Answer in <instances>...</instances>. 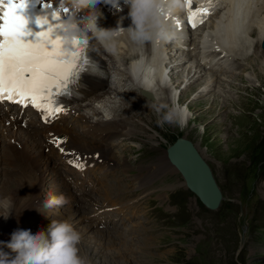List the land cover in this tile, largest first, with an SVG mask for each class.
I'll return each mask as SVG.
<instances>
[{
    "label": "rangeland",
    "instance_id": "rangeland-1",
    "mask_svg": "<svg viewBox=\"0 0 264 264\" xmlns=\"http://www.w3.org/2000/svg\"><path fill=\"white\" fill-rule=\"evenodd\" d=\"M260 61L246 63L248 72L239 77L241 83L236 81L238 86L225 88L221 95L209 93L199 98L185 90L182 104L178 103L184 109L182 123L175 128L158 125L160 114L154 107L140 109L156 122V130L149 135L159 142L153 146L145 137H128L133 153L141 154L138 164L157 163L167 147L185 138L206 159L223 194L220 208L210 211L190 195L178 177L158 174L153 182L154 198L150 199L155 201L135 204L133 215L143 217L149 206L170 203L171 207L151 209L157 213L158 225H164L152 243L170 245L136 254L142 264H264V64ZM134 127L141 125L134 122ZM135 158L132 155V164H136ZM5 177L2 184L10 181ZM23 198L21 195L19 201ZM14 204L12 210H19L21 203ZM108 257L106 263L103 259L94 263L111 264Z\"/></svg>",
    "mask_w": 264,
    "mask_h": 264
},
{
    "label": "bare ground",
    "instance_id": "bare-ground-1",
    "mask_svg": "<svg viewBox=\"0 0 264 264\" xmlns=\"http://www.w3.org/2000/svg\"><path fill=\"white\" fill-rule=\"evenodd\" d=\"M51 1L54 11L66 7L69 9L67 13L68 17L75 16L81 22L87 19L89 15H96V13L101 10L104 19L101 23L97 21L98 29L116 28L117 21L120 19L123 21L122 27L127 28L128 25H131V19L128 17L129 5L124 3L125 0H119V4L116 6L105 3V0H101L98 5L100 9L97 8L95 13L90 9H88L89 13H82L80 8L86 6H81L73 10L68 4L62 6V0ZM195 1L199 6L196 10H200L197 12L196 17L198 21L195 29H193V31H188V29H186L184 15L181 13L183 8L182 1L175 11L163 17L173 35L167 40H157L154 37L153 47L150 45V40L143 43L134 42L130 39L126 30H121L119 32V35H121L119 38L114 37L113 33L109 31L97 32L98 37L109 48L113 45L116 48L117 42L120 40L118 48L124 51V53H120L121 57L118 58V60L104 53L105 56H107L105 59L108 62L106 69L111 74L113 79L112 82L115 87L124 91L125 89L131 90L134 86H143L147 90L155 92L154 94L158 99L156 106L161 103L171 105L178 98L177 103L182 104L185 97L181 95L184 94L183 92L187 89L191 92V95H195L199 98L209 93L221 95L224 93L223 90L229 87V85L235 86L234 83L238 81L237 76H240V72L244 71V74L248 72H245L246 63L260 58L264 64V51L260 48L264 36V0H245L244 8L240 7L242 5L240 3H238V7H235L233 4L234 0ZM203 9H207L208 14H204L202 11ZM240 13L242 14L240 15ZM62 16L63 21L68 19L66 15ZM178 29L180 30L178 31ZM190 35L193 36V41L191 38L190 41L197 45L199 42L198 47L196 46V52H194L195 49L190 48V45L192 46V44H190L191 42L188 46L186 44ZM78 37H80V33L76 34V38ZM91 46L93 50L98 51L96 49L99 48L97 44L91 43ZM185 47L186 49H191L195 54L193 53L192 57H188L187 55L184 56L183 54L182 56L178 55ZM139 49L142 51V54L136 53ZM151 49H153V54L151 53ZM169 51L176 52L177 54H173V57H170ZM252 52L253 55L251 56ZM171 58L174 60V63L180 60L182 61L178 63L177 66L174 65V68L171 67L172 69L167 73L170 68L169 64L171 63L169 62ZM183 61L185 62L182 64ZM195 63L198 64L195 65ZM201 70L206 71V75H208L203 82L200 76L202 73ZM172 77H175V80H173ZM256 78L258 79V77ZM225 79L227 80L225 81ZM249 81L252 82L251 79H249ZM159 85L164 87L167 86L169 92L164 94V90H162V87H159ZM236 86H238L237 83ZM178 92L180 94L177 97ZM94 95H96V93H89L87 97H92ZM220 98L223 99L222 96H220ZM239 99L242 100L241 98ZM186 102L187 100L185 103ZM232 102L233 101H230L229 103ZM188 105L194 106L192 103H188ZM138 107H140L139 104L134 100L122 102L121 106L115 109L112 107L110 109V116L114 118L116 116L115 114L124 115L128 114V111L132 113L133 110H137L136 115H134V121L125 132V136H142L147 139L149 145L156 146L155 144L159 142V140L149 135L151 131L156 130V122L154 119H147L146 114ZM224 107L225 105L220 110V113ZM182 114H184V112H182ZM219 115L220 114H217V116ZM134 122H137L138 125L140 124L141 127L135 128ZM166 124L171 128H175L178 123L173 122ZM114 136H116V134H114ZM11 138L16 141L20 140L23 146L19 149V144L17 143L7 144L3 151L4 159L15 167L14 170L17 171L19 175L17 177L21 180L24 178L28 179V174L25 171L26 168L29 173L36 172L37 177L35 182L40 185L43 181V174L48 173V171L41 167L42 164H44V166L48 165V161H45L40 147L37 143L30 140L26 132L16 133V135H12ZM164 153L166 156L165 151ZM0 159L2 160L1 154ZM50 174L54 175L52 173ZM1 184L2 182L0 180V215L10 216L7 220H5L3 216H0V241L8 242L11 233L14 231L11 230L12 226H14L21 217H24L20 212L18 213V211L12 210L13 201H16V197L19 196L24 189L22 183L19 181H5L2 185ZM41 187L42 186H39V188ZM66 219L81 233L82 240L79 245L80 252L81 255L88 258L90 264H95L94 261L98 262L100 259H103L102 262H105L104 260L107 255H109L108 258L111 264H132L122 251L121 245L123 242L119 232L110 230L98 231V228L93 224L84 226L78 222L77 216L74 213H70ZM22 227H24V225H22L21 228ZM41 228L46 229L47 227L44 226ZM32 229L33 232H35L40 228L38 230ZM4 250L9 251L8 249Z\"/></svg>",
    "mask_w": 264,
    "mask_h": 264
},
{
    "label": "snow or ice",
    "instance_id": "snow-or-ice-1",
    "mask_svg": "<svg viewBox=\"0 0 264 264\" xmlns=\"http://www.w3.org/2000/svg\"><path fill=\"white\" fill-rule=\"evenodd\" d=\"M187 2L189 21L196 27L195 18L200 10L192 8L191 0ZM26 7L27 0H0V102L10 101L22 108L31 105L40 112L43 122L51 123L66 112L64 100L74 94L82 76L97 72L98 66L88 55L87 39L82 33L76 47H68L59 35L52 38L61 30V10L68 17L66 7L50 13L52 21H61L57 24L50 23L48 17L47 21L37 19L38 25H48L38 33L37 40L23 39L29 35L25 31L28 21L20 10ZM44 7L52 5L47 3ZM66 142V137L52 136L50 140L62 154L67 152L61 146ZM70 155V165L79 170L88 166L87 160L75 151Z\"/></svg>",
    "mask_w": 264,
    "mask_h": 264
},
{
    "label": "clouds",
    "instance_id": "clouds-1",
    "mask_svg": "<svg viewBox=\"0 0 264 264\" xmlns=\"http://www.w3.org/2000/svg\"><path fill=\"white\" fill-rule=\"evenodd\" d=\"M101 0H62V6L68 4L73 10L87 6L93 13ZM129 5L128 17L131 25L122 27V19L117 21V27L111 29H98L97 20L102 16L89 15L84 21H79L75 16H69L59 27L62 35L59 38L68 47H76L79 39L77 33L84 36L91 32L109 31L119 34L126 30L130 39L137 43L152 40H167L173 33L169 30L163 17L169 15L180 6V0H125ZM105 3L116 6L119 0H105ZM100 9V8H99ZM38 20L47 21V16L38 17ZM159 115L157 120L161 127L165 123H182L181 114L183 107L173 102L171 105L161 103L153 105ZM162 113V114H161ZM70 203V198L64 194L49 193L48 199L43 202L46 209L63 206ZM5 220L10 215H0ZM81 233L67 219H52L47 228H40L33 232L31 229H17L11 233L8 242L0 241V264H90L88 258L81 255ZM8 249L9 251H5Z\"/></svg>",
    "mask_w": 264,
    "mask_h": 264
},
{
    "label": "water",
    "instance_id": "water-1",
    "mask_svg": "<svg viewBox=\"0 0 264 264\" xmlns=\"http://www.w3.org/2000/svg\"><path fill=\"white\" fill-rule=\"evenodd\" d=\"M167 153L181 171L186 185L199 197L202 204L210 211L218 210L223 200L222 191L211 167L194 143L185 138H178L168 147Z\"/></svg>",
    "mask_w": 264,
    "mask_h": 264
}]
</instances>
